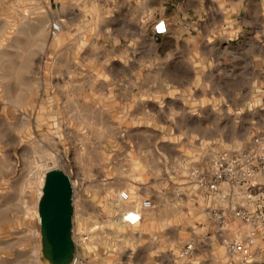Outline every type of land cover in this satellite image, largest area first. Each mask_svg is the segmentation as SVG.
Here are the masks:
<instances>
[{
    "label": "rangeland",
    "instance_id": "1",
    "mask_svg": "<svg viewBox=\"0 0 264 264\" xmlns=\"http://www.w3.org/2000/svg\"><path fill=\"white\" fill-rule=\"evenodd\" d=\"M228 13L198 29V56L264 33ZM106 21L96 0H0V264H56L66 243L85 264H210V242L223 245L191 171L264 130V61L244 74L203 56L197 73H163L147 38L126 67Z\"/></svg>",
    "mask_w": 264,
    "mask_h": 264
},
{
    "label": "crops",
    "instance_id": "2",
    "mask_svg": "<svg viewBox=\"0 0 264 264\" xmlns=\"http://www.w3.org/2000/svg\"><path fill=\"white\" fill-rule=\"evenodd\" d=\"M99 3L101 14L107 21L102 25L108 29L109 39L114 43H124L125 54L114 53L110 57L122 58L126 67H131V58L148 57L145 41L150 38L156 45L155 58L158 71L163 73L185 74L197 73V57H203L201 51L199 56L196 51L198 29L211 25L212 19L220 20L229 18L228 11L246 10L250 14L253 25L260 26L264 24V18L260 16L264 11V0H96ZM213 11L216 15L213 16ZM256 14V17L254 16ZM68 16V12H64ZM164 19L167 26L166 32L163 34H154L152 25L157 19ZM247 18V16H246ZM245 18V19H246ZM250 21V20H249ZM255 29V28H254ZM261 29L256 28L255 32L259 33V37L254 34L251 38L240 40L236 45L232 46V50L227 53H209L204 57L214 61L218 58L235 60L238 63L239 73L255 72L260 66V60L264 61V33ZM61 32V31H60ZM228 41V40H226ZM143 63V62H142ZM211 63V62H210ZM213 63V62H212ZM146 64V63H145ZM202 65L199 66L201 68ZM213 147H205V150L213 152ZM200 151V154L202 153ZM178 153L181 151H177ZM203 171H209V163L203 167L197 166ZM198 185V184H197ZM222 184V194L226 189ZM202 187V186H201ZM204 190H203V189ZM200 188L199 196L196 201L203 203L210 208L207 216L203 215V219H207L206 227L211 229L213 236L221 237L223 245L219 242H210L212 254L208 256L210 264H237L239 257L228 256L222 257L225 252L224 241L232 238H242L247 234L248 225L244 223L238 216L231 211V203L228 197L212 196L207 193L206 188ZM197 191V189H196ZM205 192V195L203 194ZM201 198V199H200ZM212 210H216V216L211 214ZM147 209L144 214H147ZM224 217V228L218 230V216ZM143 221V220H142ZM141 221V222H142ZM205 223V222H203ZM219 232V233H218ZM198 245V244H197ZM224 250V251H223ZM251 253L248 261H242L241 264H264V240L256 236L254 243L246 248ZM217 253L220 254L217 257ZM191 257L180 258L175 264H196L193 255Z\"/></svg>",
    "mask_w": 264,
    "mask_h": 264
},
{
    "label": "built area",
    "instance_id": "3",
    "mask_svg": "<svg viewBox=\"0 0 264 264\" xmlns=\"http://www.w3.org/2000/svg\"><path fill=\"white\" fill-rule=\"evenodd\" d=\"M167 26L164 19H157L152 25L154 34H163ZM61 31V23L57 20L49 24V34L57 37ZM195 182L206 188L212 196L228 197L231 211L249 227L244 239L225 240V249L231 255H238L240 262L248 261L251 253L246 251L254 243L256 236L264 240V130L257 132L249 146L223 151L212 157L210 170L203 171L199 167L191 171ZM222 184L226 192L222 194ZM219 197V196H218ZM115 201L130 202L132 198L126 190L119 191ZM143 210L152 207L151 200L143 198L139 201ZM219 224L223 227L224 217L218 216ZM193 249L188 242L179 253L187 255ZM69 264H85L79 254H73Z\"/></svg>",
    "mask_w": 264,
    "mask_h": 264
},
{
    "label": "water",
    "instance_id": "4",
    "mask_svg": "<svg viewBox=\"0 0 264 264\" xmlns=\"http://www.w3.org/2000/svg\"><path fill=\"white\" fill-rule=\"evenodd\" d=\"M73 248L67 243L62 245L58 251L55 253L56 264H67L72 257Z\"/></svg>",
    "mask_w": 264,
    "mask_h": 264
},
{
    "label": "bare ground",
    "instance_id": "5",
    "mask_svg": "<svg viewBox=\"0 0 264 264\" xmlns=\"http://www.w3.org/2000/svg\"><path fill=\"white\" fill-rule=\"evenodd\" d=\"M59 37V36H58ZM125 209H127V207L125 206Z\"/></svg>",
    "mask_w": 264,
    "mask_h": 264
}]
</instances>
